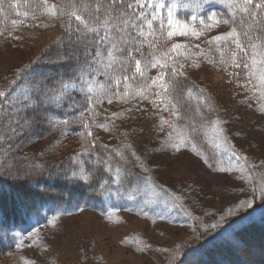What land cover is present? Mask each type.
I'll return each mask as SVG.
<instances>
[{"label":"rangeland","instance_id":"1","mask_svg":"<svg viewBox=\"0 0 264 264\" xmlns=\"http://www.w3.org/2000/svg\"><path fill=\"white\" fill-rule=\"evenodd\" d=\"M170 8L173 19L188 26L187 35L168 38ZM42 10L41 6L37 9V16ZM155 17V28L151 31L146 23L143 32H154L156 47L151 52L168 67H144V77L134 74L129 96L104 99L92 115L100 122L92 143L99 138L106 147L111 172L118 175L119 169L121 176L125 171L132 182L125 191L119 189V180L105 189L104 209L53 207L34 220L30 229L13 232L10 264H203L195 254L186 256L191 247L227 235L232 228L264 223V199L258 190L264 181V96L259 81L249 74L252 49L246 50L257 36H245L240 23L229 18L227 24L198 15L195 20L179 19L173 5H163ZM13 20L17 24L13 25ZM67 23L68 18L62 17L42 16L33 21L14 15L8 26L0 29V91L7 93V99L0 101V177L9 175V167L19 168L12 167L9 158L25 160L35 154L41 160L49 156L47 150L52 147L54 152L62 149L63 157L70 155L68 174L63 173L68 180L63 181L70 185L72 180L84 179L79 159L84 145L67 138L71 126L58 123L63 120L53 116L49 117L55 123L48 117L49 123L29 117L21 124L31 108L26 107L27 102H18L22 90L28 89L20 84L28 65L65 34ZM232 28L240 34L244 52L231 40L214 41ZM193 30L202 34L196 37ZM173 44L182 47L172 51ZM233 52L239 67L232 64ZM57 60L60 56L53 59ZM173 68L181 78L178 84L174 79V89L168 83V71ZM161 75L163 79H157L145 93L146 99L134 95V90ZM185 84L188 90L184 92ZM75 85L69 90L73 99L82 93L81 83ZM119 91L123 93L124 87ZM30 124H46L53 134L44 138L26 134ZM181 138L184 142L176 151L171 144L180 143ZM241 168L245 176L252 177L250 182L241 178ZM68 189L63 188L65 192ZM243 241L249 257L264 259V230L244 234ZM5 260L0 256L1 262Z\"/></svg>","mask_w":264,"mask_h":264},{"label":"trees","instance_id":"2","mask_svg":"<svg viewBox=\"0 0 264 264\" xmlns=\"http://www.w3.org/2000/svg\"><path fill=\"white\" fill-rule=\"evenodd\" d=\"M37 1L3 0L0 3V29L6 28L18 11L20 13L31 12L33 9L40 8ZM48 1L58 5H66L67 3V0ZM92 2L94 3V0ZM236 2V0H139V4L143 7H137L136 0H124L125 6L129 3L133 5L131 11L127 14L128 18H132L134 15L140 16L141 14L143 18L131 19V23L136 27H130L128 32L120 35L125 38L131 37L129 39L130 45L140 49L139 52L134 51L133 55L136 59L142 60V68L145 64L150 65L153 55L151 51L154 49L151 45L154 44L152 42L154 38L149 34H144L141 37L138 35V31H144L148 20H152V28H155L154 25L158 21L152 18L155 16L156 5L163 3L167 7L173 4L177 9V17L182 20H189L196 15L205 18L214 14L215 19L219 21L223 22L229 18L235 23H240L244 32L257 36L252 39H256L255 44L259 46V50H264V25L259 22L264 20V16L254 7V4L258 3L259 0H254V4L249 6L250 12L257 11L258 19L255 22L248 13L237 14V9L233 6ZM62 18H68L65 34L58 37L49 48L43 50L36 60L28 65L25 75L20 79V84H25L28 89H32L34 94L39 97V103L37 104V101L33 100L34 105L30 107L31 112L22 117L21 124L29 117L46 121L47 117L53 116L67 120V125L71 126V132L68 133L67 138H75L78 140L79 145H84V149L79 150V159L83 165V178L86 176L87 179L72 180L69 182L70 185L67 181H63L68 178H65L63 173L68 174L67 165L70 160L67 156L70 155L63 157V151L59 148L54 152L51 147L47 150L49 156L41 158V160L38 159L41 156L36 157L35 154L26 158L27 160H21L20 156L16 157L17 159H8L12 167L17 166L19 168L11 169L9 167L8 172H6L9 175L0 177V256L5 257L7 261L11 259L15 247L11 236L13 230L30 227L32 222L37 220L43 212H48L53 207L81 205L94 209H104L106 207L105 189H108L115 181L119 180V189L125 191L129 187V181L132 177L124 171L117 179V175L111 172L110 165L106 163V147H102V144L98 142L99 138H96V142L92 143L94 132L99 131L100 128L98 118L95 119L92 116L99 106L97 100L103 104L104 99L115 96V85L110 77L113 73L119 74L121 64L114 63L112 68H107L105 67L106 61H102L100 64L87 66L85 64L87 57L85 49L88 52L96 50L94 34L83 30V26L79 25L75 19L70 20L68 16ZM93 26H96V24L93 23ZM78 29L80 30L78 31ZM100 31L103 35V30ZM150 39L151 41H149ZM107 46H109L107 41L99 46L102 56L105 55V47ZM250 49L251 46L246 50L250 51ZM70 54L72 58L67 59ZM59 56L60 60L53 61ZM117 56L118 59H123L120 54H117ZM47 72L54 74L47 75ZM168 72L171 73L169 86L174 89L175 83L178 84L181 79L180 75H173L171 71ZM134 74L135 64L132 61L127 72L129 76L128 84L136 80ZM92 76L97 78V85L103 84L105 88L100 89L97 86L94 88L93 93H88L86 81L91 80ZM175 78L176 82L174 83ZM60 81L81 83L82 93L78 95V98L74 96L75 103L65 99L58 105L48 102L43 97V92L58 89ZM122 87L123 82L119 90ZM183 88L185 92L188 90V85L185 84ZM37 89L40 91L36 92ZM89 96H92L91 101L88 99ZM45 125L40 127L30 124L28 125L29 131H26V134L32 132L42 138L52 135L53 131ZM52 156L56 157L57 161H52ZM38 165L40 166L38 167ZM65 169L66 171H64ZM58 172H62L63 176L60 174L58 178L56 176ZM65 186H68V192L63 190ZM49 187H51V191H49ZM255 229L263 231L264 223H249L235 229L232 228L227 235L217 236L201 245L191 247L186 256L195 254L197 261L199 263L203 262V264H264V259L249 257L246 249L242 248L243 246L246 247L243 241L244 234L247 235L248 232H253ZM234 241L237 243L235 244ZM252 248L256 249V246L253 244ZM221 251H223V254L220 253ZM5 261H0V264H10L9 261L7 263Z\"/></svg>","mask_w":264,"mask_h":264},{"label":"snow or ice","instance_id":"3","mask_svg":"<svg viewBox=\"0 0 264 264\" xmlns=\"http://www.w3.org/2000/svg\"><path fill=\"white\" fill-rule=\"evenodd\" d=\"M3 0H0V3H2ZM40 6L42 7V11L39 12V16H37L36 12L37 9H33L31 12L25 11L23 13H20L19 11L16 13L17 16L23 15L25 19H28L29 17L35 21L39 19V17L47 16L53 19H58L63 16H68L70 20L75 19V21L78 22L79 25L83 26V30H85L87 33L94 34V40H95V48L96 50L94 52H88L87 49H85L87 53V57L85 59V64L89 67L100 64L102 61H106L105 67L112 68L114 63H120L121 68L119 71V74L113 73L112 77L110 79L113 81L115 85V91L114 95L117 97H127L129 96V76L127 75V72L129 70L130 62L134 61L135 64V74H138L141 77H144L145 72L144 68H142V60L136 59L133 55V52H139L140 49L134 47L133 45H130L129 38H125L121 36V33H125L129 31L130 27H136V25L131 23V19H142V14L140 16H133L132 18H128V12L131 11L133 5L132 3L124 5V0H94V3L92 0H67L66 5H58L55 3L50 4L48 0H39ZM254 4V0H237V2L233 5L234 7L239 8V10L243 13H248L251 16V19L255 22L257 21V11H251L249 9V6H252ZM14 7L16 5H13ZM136 6L137 7H143V5L139 4V0H136ZM160 7H163V5H156V10L158 11ZM254 7L256 10L259 11V13L264 16V0H259L258 3L254 4ZM155 19V16L152 18ZM193 20L196 19L195 16L192 17ZM208 20L214 21L216 24H219L220 21L215 19V15H209L207 17ZM168 25L171 30L167 32V36L169 39L173 37L174 35H187L188 34V26L186 24H182L179 21H176L173 19L172 16V9H169L168 14ZM261 25H264V20L259 21ZM13 25L17 24V21H12ZM93 23L96 24V26H93ZM201 24H204V20L202 19L200 21ZM223 23L227 24L228 21L225 20ZM39 26V25H36ZM212 25H207V27H211ZM147 27L151 30L152 20L147 21ZM251 27V25H249ZM161 28H163V23H161ZM103 30V35H101V31ZM80 29H78L79 31ZM202 33L192 31V35L199 37ZM139 36L143 37L144 32L143 30L139 31ZM149 35H153L151 31L149 32ZM245 36H248V32H244ZM155 38V37H154ZM214 41L220 42V41H228L231 40L232 43L235 45V48L238 49L240 52H244L245 49L241 44L240 40V34L237 32L236 28H232L230 31H228L225 35H217L214 38ZM250 39V37H249ZM105 41L108 42L107 47H105V55L102 56V53L100 51L99 46L103 44ZM211 43V41H210ZM151 47H156L155 44H152ZM182 47L179 44H173L171 50L175 51L176 49ZM258 45L253 43L251 44L252 49V59H251V69H250V76L254 79H257L259 81V86L261 88V95L264 96V50L257 51ZM117 54H120L123 59H118ZM126 54V55H125ZM257 55L260 56L259 61L256 59ZM221 56L223 57V52H221ZM164 57H167V53L164 54ZM223 62V60H222ZM260 64L261 67L257 68V64ZM232 64L235 67H239V64L236 63V53L233 52L232 54ZM159 65L161 69H165L168 67L167 63L161 62V59H157V57L153 54L152 61H151V67L155 68ZM144 67H147V64L144 65ZM245 68H248L249 65L245 64ZM83 69V66H82ZM173 75H178L176 72V69H172ZM157 79L162 80L163 76H158L156 79H152L151 84L145 83L140 89L134 90V95L147 98L145 93L148 91V89L157 83ZM123 82L124 92L121 93L119 91V88L121 86V83ZM87 83V92L93 93L95 87H99L100 89H104L105 86L103 84L97 85L95 76H92L91 80L86 81ZM162 88L165 89V91L168 90L167 85L161 84ZM76 87L75 83L72 81H60L59 82V88L58 89H50L47 92H43L42 95L45 99L48 100L50 103H56L60 104L61 101L68 99L71 103H75V100L71 98V92L70 89H74ZM36 92H39L40 90H35ZM158 95V93H157ZM7 99V93L4 91H0V101H4ZM88 99L91 101L92 96H89ZM33 100L37 101V104L39 103V97H37L32 89H23L20 97L18 98V102H27L26 107H32L33 106ZM97 102H100L97 100ZM108 103H112V100L109 99ZM175 106H173L174 108ZM175 115V112H173ZM48 120L50 122L55 123L52 121L51 117H48ZM25 122H28L27 120ZM58 123L67 125L68 121L63 120L59 121ZM162 123H165L162 121ZM215 123V122H214ZM103 127V125H101ZM215 130V128H214ZM91 135V133H89ZM183 138H181L180 143H173L171 144V147H173L176 151H180V144H182ZM120 153H117L119 155ZM237 159H240L239 156H237ZM223 171V169H221ZM230 171V169H229ZM241 172V178L245 179L246 182H250L252 180L251 176H245V169L241 168L239 169ZM117 179H119V169H117ZM84 179H87V177H84ZM256 189H254L255 191ZM258 190L261 194V198L264 199V181L260 182L258 185ZM242 204L244 202H241ZM248 206H251V202H248Z\"/></svg>","mask_w":264,"mask_h":264}]
</instances>
